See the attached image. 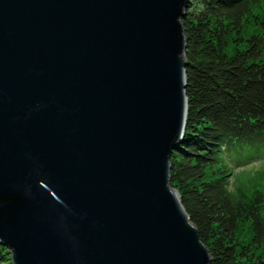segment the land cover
Listing matches in <instances>:
<instances>
[{"label":"water","instance_id":"obj_1","mask_svg":"<svg viewBox=\"0 0 264 264\" xmlns=\"http://www.w3.org/2000/svg\"><path fill=\"white\" fill-rule=\"evenodd\" d=\"M187 0H0L11 264H209L170 185Z\"/></svg>","mask_w":264,"mask_h":264},{"label":"trees","instance_id":"obj_2","mask_svg":"<svg viewBox=\"0 0 264 264\" xmlns=\"http://www.w3.org/2000/svg\"><path fill=\"white\" fill-rule=\"evenodd\" d=\"M180 22L186 117L170 185L209 264H264V171L246 191L230 178L225 156L239 162L264 153V0H187ZM0 264H11L2 245Z\"/></svg>","mask_w":264,"mask_h":264},{"label":"rangeland","instance_id":"obj_3","mask_svg":"<svg viewBox=\"0 0 264 264\" xmlns=\"http://www.w3.org/2000/svg\"><path fill=\"white\" fill-rule=\"evenodd\" d=\"M249 32H251L250 29L248 31H243V35L247 37L249 35ZM225 156L233 172L229 175L230 178H235L233 180H235L236 183H240L244 187V189H246V191L247 189H249L250 191L253 184L252 182L257 179L260 171H264V153L256 155L252 159L248 160L241 158L242 160H240L239 162L234 160L233 158H230L227 153H225ZM244 230L246 229L244 228ZM244 230L238 235L242 239L247 238V231Z\"/></svg>","mask_w":264,"mask_h":264}]
</instances>
